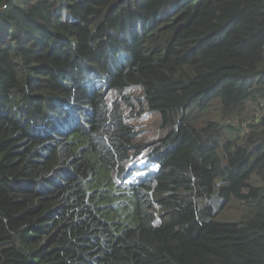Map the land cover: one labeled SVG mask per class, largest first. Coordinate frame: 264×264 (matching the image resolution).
I'll list each match as a JSON object with an SVG mask.
<instances>
[{
	"label": "trees",
	"instance_id": "obj_1",
	"mask_svg": "<svg viewBox=\"0 0 264 264\" xmlns=\"http://www.w3.org/2000/svg\"><path fill=\"white\" fill-rule=\"evenodd\" d=\"M0 264H264V0H0Z\"/></svg>",
	"mask_w": 264,
	"mask_h": 264
},
{
	"label": "rangeland",
	"instance_id": "obj_2",
	"mask_svg": "<svg viewBox=\"0 0 264 264\" xmlns=\"http://www.w3.org/2000/svg\"><path fill=\"white\" fill-rule=\"evenodd\" d=\"M114 99L113 94L109 96V100L112 101ZM253 111H255L254 107L251 104H248L247 107L244 109L243 114L241 115L243 120H249L252 116ZM212 114L214 118H217L216 108H213ZM240 121H236L239 123ZM236 123L234 122L231 126H235ZM131 127L135 130L136 133L139 135L140 141L144 142H153L154 140H158L159 137H163L162 130L158 126L157 118L148 113L144 114L142 117H136L135 120H131ZM242 127L249 128L248 121H242ZM178 144L184 146L189 140L195 138V134L193 130H188L187 132L177 135L175 137ZM213 205L217 208L216 212L218 214V219L222 221L228 222H237L242 215L241 212H232L229 214H223L220 212L217 197L212 201Z\"/></svg>",
	"mask_w": 264,
	"mask_h": 264
}]
</instances>
